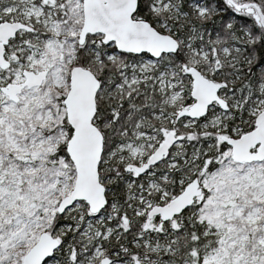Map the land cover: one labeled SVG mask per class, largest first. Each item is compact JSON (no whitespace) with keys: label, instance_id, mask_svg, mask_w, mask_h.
Here are the masks:
<instances>
[{"label":"snow or ice","instance_id":"snow-or-ice-1","mask_svg":"<svg viewBox=\"0 0 264 264\" xmlns=\"http://www.w3.org/2000/svg\"><path fill=\"white\" fill-rule=\"evenodd\" d=\"M0 264H264V0H0Z\"/></svg>","mask_w":264,"mask_h":264}]
</instances>
